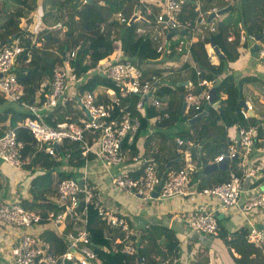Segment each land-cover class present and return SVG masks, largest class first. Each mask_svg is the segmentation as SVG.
Segmentation results:
<instances>
[{
	"label": "built area",
	"instance_id": "obj_1",
	"mask_svg": "<svg viewBox=\"0 0 264 264\" xmlns=\"http://www.w3.org/2000/svg\"><path fill=\"white\" fill-rule=\"evenodd\" d=\"M190 0H137L138 4L143 5L149 12L154 6L156 12L151 21L145 18L143 12L138 10L137 17L146 20L151 28L145 29L136 26L135 32L145 33L150 31L149 38L160 41L157 51H166L163 48L167 41L168 32L184 30L193 35L196 32H209L214 30V22L207 20L209 12H216L217 9L202 10L194 6L196 11L193 18L182 17L184 5ZM120 21L128 23V17H124L120 12L115 14ZM33 18H38L37 14H32ZM237 43L239 52L249 54V46L255 42V36L246 32L240 24L237 25ZM232 36H227V41L232 40ZM24 48L18 37L0 45V93L8 101L21 102L27 109L28 114L20 125L24 126L38 145L48 154H55V143L60 144L63 140L80 141L82 145L81 154L90 152L100 162L104 169L108 170L110 183L118 189H125L137 194L141 199L152 198L151 191L158 184L160 176L155 171V165L150 160L144 167L134 174L124 159V147L122 144L133 143L134 136L142 118L141 110L144 108V101L147 105L159 109L162 103L154 95V75L144 77L142 71L130 60H121L116 57L112 61L103 60L95 70L106 79L111 80L119 86L118 96L135 94L137 99L134 104L135 110L139 113L134 114L127 105L120 104L118 97L112 96L107 101L102 97L96 98L95 94L83 92L77 95L78 106L81 115L77 120L63 121L51 126L45 122L40 114L39 104L25 99L24 92L16 84L14 68L20 61L28 60L29 51H25V57L21 53ZM166 51V52H168ZM256 58L264 65V44L257 43L255 51ZM74 55L73 50H65L61 60L54 64L47 85V91L42 92L43 100L41 105L55 106L61 99L63 91L68 85L69 80L74 78L71 59ZM239 55V54H238ZM173 63L170 62V66ZM204 83V79L201 81ZM201 91V92H200ZM191 99L189 108L199 110L201 100L209 97L208 89L200 90ZM113 90H112V93ZM190 97V96H188ZM24 99V101H22ZM116 106L118 114H112V108ZM245 108H250L245 104ZM246 109H240L243 117H247ZM162 116L168 117V112H162ZM0 127V159L12 167L21 166L20 148L21 142L17 140L15 129L9 121L3 122ZM89 132H96L97 137L89 144L86 143L85 136ZM237 138L232 136L225 151L227 158L239 155V172H231L229 178L220 184L211 187L197 189L191 187V173L194 170L191 164H184L176 169L167 171L164 178L158 184L156 195L161 198L182 196V195H206L217 198L222 207L237 206L243 213L250 211H260L264 214V156L253 158L251 150L256 138V130L253 126H240L236 128ZM177 144H181L179 137L175 138ZM264 150V147L261 148ZM264 153V151L262 152ZM224 154L214 157L213 161L222 160ZM147 161V160H146ZM73 171L68 177L58 179L54 185L55 206L49 209L43 216L39 213L22 207L19 202L5 201L0 203V224L9 226L24 227L17 242L9 249L11 256L10 264H93L96 256L89 238L87 229V206L89 203L96 207L97 214L103 218L110 226H117L119 234L115 237L117 247L126 254L136 253V239L129 237L126 219L123 214L114 213L106 209H101L94 204L96 191L94 186L88 181L85 163L79 171ZM111 170V171H110ZM137 170V169H136ZM79 177V181L75 177ZM259 180L257 184L255 181ZM241 194L243 198L240 199ZM77 220L76 232H61L65 236L66 245L63 249L54 251L51 241L47 238H40L35 232L29 229L40 222L52 224L56 229L66 221ZM189 232L197 237L205 234L216 235L218 224L210 208L198 206L187 219ZM247 240L258 247L264 253V223L259 225L249 222L247 225ZM193 242V241H191ZM155 264H175L173 257L166 258Z\"/></svg>",
	"mask_w": 264,
	"mask_h": 264
},
{
	"label": "trees",
	"instance_id": "obj_2",
	"mask_svg": "<svg viewBox=\"0 0 264 264\" xmlns=\"http://www.w3.org/2000/svg\"><path fill=\"white\" fill-rule=\"evenodd\" d=\"M35 1L31 0L27 8H34L36 5ZM126 2H129L127 6ZM136 4V0H104L102 3L100 0H42L40 4L42 20L49 18L51 22L50 25H47V28H42L40 32L35 34L37 36L33 38L31 34H26L19 30L18 19L13 17L15 13L13 16L6 17L0 24V39H6L15 33L24 48L21 53L22 57H25L26 50L30 54L28 60L20 61L14 68L16 84L24 92V97L31 101L39 82L41 80L49 81L51 69L54 64L61 60L64 51L73 50L74 55L71 63L74 67V79L79 81L77 84L79 89H83V92L95 94V97L99 98L103 96L101 92L96 91V86H102L104 90L112 89L119 102L127 101L134 104L137 99L135 94L128 93L120 97L118 96V85L106 79L99 72L89 73L98 65V61L101 58L116 49L113 41L116 39L121 40L122 48H119L121 52V55H119L120 59L130 60L136 66L143 63H152V61L156 62L160 56L161 58H175L179 53H175L174 48H186L184 42L179 41L177 45L173 46L169 44L172 39H168L164 43L163 48H169L170 53L165 51L163 55H160L156 51L159 45L156 40H142L140 37L135 36V21L125 23L114 16L116 12H120L122 16L128 17ZM197 4L198 0L186 2L183 8L184 13L181 16L193 18L196 14L193 8ZM227 4L230 5V9L222 13L221 16L213 18V31L201 33L202 30L193 34L197 35V37L190 44V48H192L193 60L200 69L199 77L202 79L212 80L220 69L222 70L221 72L225 70L228 61L236 58L238 24L246 32L252 33L254 36H260V42L264 44V0H199L198 7L202 10H212L222 8ZM155 12L156 9L151 7L150 12L145 13V18L151 21ZM140 22L145 23V21ZM61 25L65 26L64 30L61 29ZM60 31H63L61 38L59 37ZM175 34L183 35L186 38V33H181V31ZM175 34L173 32V35ZM228 35L233 36L230 42L226 40ZM210 39L217 48L221 49L222 58H219L217 66L210 64L205 55L204 44L209 43ZM37 41L39 42L38 46H36ZM136 55L142 57L137 59V61H133V57ZM187 64V62H184L182 67L187 66ZM141 71L144 77L150 76L153 71L156 73L155 70L147 68H141ZM190 77L194 83L196 78H198L195 77L194 72L191 73ZM243 80L238 79L237 82H234L230 73L224 75L214 85L218 106L214 109L211 105H202L200 110L205 109L206 114L197 117L191 124H188L187 119L200 110L189 108L185 113L179 114L183 100L182 85H176L173 90H169L165 86L158 87L157 93L162 96L159 101L165 105L164 110L169 113V118L159 121L156 125L174 128V130L171 134L162 132L163 137H168L167 142H169V145L166 149L168 155L155 156L153 154V160L151 161H155L157 174L161 175L164 170V164L168 159H174L179 155L176 150L177 146L179 150L183 151L189 147L187 144L190 143L189 145L193 144L199 147L197 149L193 148L190 152L191 159L197 167V171L192 173L193 178L198 177L199 179L196 187L202 188L218 184L227 179L229 164H226L227 168L225 167V169H217L209 173H203L202 167L212 160L213 157L225 153L226 147L230 143L229 138L225 135L227 126L232 124L237 125V127L256 126L257 141L264 139V118L259 119L250 115L246 119L242 117L238 103V99L242 96L238 86L241 85ZM41 91L45 92L43 89ZM221 93H224L225 96H222ZM40 99L43 100V95ZM4 101L7 102L8 100L0 93V104L4 103ZM144 108L146 115H154L153 106L146 104ZM130 110L138 115L134 108H130ZM162 112L159 111L157 114L162 116ZM60 113L59 106H57L55 110L44 116L45 122L55 126L56 123L75 119L72 117L66 118L63 113L59 116ZM111 113L118 114L116 106H113ZM7 115H9V124L15 129L17 140L21 142V168H28L31 173L35 168L42 170L41 173L33 175L29 180L28 192L30 200L21 199L19 204L29 210H36L35 212L43 216L47 210L56 208L51 201L40 200L43 193L53 191L55 182L58 179L68 177L73 172L57 171L55 173L56 178L53 179L52 169L61 164L69 168H78L83 165L85 160L91 159L92 154L86 153L82 155L81 142L66 139L59 144L55 154H48L43 149L38 148L37 143L28 130L18 123L27 116L26 112L17 111L11 106L3 107V111L0 113V122L4 121ZM180 122L183 123V126L179 128L177 125ZM145 125L141 118L134 141L137 138L138 131L144 128ZM96 137V132L87 133L85 136L86 143H91ZM176 137L181 138L182 142L180 145L176 143ZM134 141L131 146L129 145L131 154L133 150L134 152L136 150ZM162 142V144L166 143L164 139H162ZM122 146L128 148L126 144H122ZM234 162L232 160V163ZM179 164L180 159L174 162L172 167H178ZM137 170H141V168ZM87 221L90 240L99 244V241H103L99 239V236L102 234L104 221L99 218L96 207L91 203L87 206ZM49 233L50 235L46 236L47 239L55 240V237L51 234L52 232ZM246 234L247 227L244 225L237 228L233 233L234 242H232V246L238 255V257L234 258L235 264H264L259 248L246 241ZM161 237H163V241L159 242ZM140 239L143 244L136 251V256L141 259V264H155L166 257L175 256L177 253V239L172 230L166 226L150 224L143 231ZM103 243H106V241H103ZM96 255L99 264H128L131 259L134 260L133 254H125L119 251L113 252L99 247H97Z\"/></svg>",
	"mask_w": 264,
	"mask_h": 264
},
{
	"label": "crops",
	"instance_id": "obj_3",
	"mask_svg": "<svg viewBox=\"0 0 264 264\" xmlns=\"http://www.w3.org/2000/svg\"><path fill=\"white\" fill-rule=\"evenodd\" d=\"M41 1L42 0H36V5L32 9H28L27 5L31 2V0H0V24L5 20L8 16H13L14 18L18 19V28L21 32H24L26 34H31L32 38L35 36L36 33L40 32L42 28H47V25H50L51 19L45 18V20H42V9H41ZM232 2V1H231ZM129 4V2H126V6ZM125 6V7H126ZM135 8H132L131 14L135 12L137 15L138 10L143 12L145 9L146 12H149L143 5L136 4L134 5ZM154 7V6H152ZM155 8V7H154ZM40 13L39 17L33 18V13ZM145 16V15H144ZM221 16V15H218ZM217 17V16H216ZM136 20V18H135ZM139 20V19H137ZM139 26L144 27L145 29H150V24L146 21L145 23H139ZM137 25V26H138ZM65 26L61 25V29L64 30ZM186 33V32H183ZM136 37H140L142 40L144 39H151L149 38L150 31L141 33V32H135L134 33ZM40 35V34H38ZM11 36V35H10ZM10 36L8 38H10ZM37 36V35H36ZM35 36V37H36ZM63 36V31L59 32V37L61 38ZM197 35H191L186 33V38H184V45H186V48H174L175 53H179V55L175 58H166L161 56L156 60V62L152 63H143L138 65L137 67L141 70L142 69H149V70H155L156 73L153 71L152 75L155 76L156 81L154 83V95L160 100L161 95L157 93L159 86H165L169 90H173L176 88V85H182L183 87V100L185 103L184 112L185 113L189 109V105L191 102V99H193L196 94L200 93L202 89L208 88L209 86H214L216 83H218L222 77L228 73H230L233 77V81L237 82L238 79H244L239 87L241 98L244 100L245 104H249L250 108L246 109L245 107L241 106L239 103L240 109H246V113L250 116H255L259 119L264 118V70L262 72H258L259 75L258 78L256 77V74L251 69V67L254 68L256 71V68H258V61L256 57H252L251 55H247L245 53L238 52V56L227 62V66L225 70L221 73H218L217 75H214L212 80H204L205 82L202 83V78L199 77V67L197 66L196 62L193 60V52L192 48H190V44L196 39ZM172 39V37L169 38V40ZM1 40V39H0ZM5 40V39H3ZM155 40V39H154ZM40 41V40H39ZM121 40H114L115 48L112 51L111 54H109V58L111 59L113 57H119L121 55V52L119 48L121 47ZM157 41V40H156ZM160 44V41H157ZM117 44V45H116ZM39 45V42H36V46ZM164 45V44H163ZM209 43L204 44L205 48V55L208 59V62L210 64L217 65L219 58L216 56L212 51ZM122 48V47H121ZM219 51L221 50L218 48ZM168 51V49L166 50ZM163 52H165L163 50ZM163 52H158V54L162 55ZM170 53V49L168 51ZM221 52V51H220ZM161 59H164L165 61H161ZM168 59V60H166ZM258 60V61H257ZM168 62H172L173 64L169 66L167 64ZM184 62H187V66L182 67V64ZM261 62V61H260ZM262 63V62H261ZM164 64V65H163ZM263 67V63L261 64ZM168 67V68H167ZM194 72L196 81L195 83L191 79L190 75ZM185 81L184 84H181V82ZM47 80H41L34 90L33 96H32V102H35L42 106L40 108V114L41 117L47 115L49 112L55 110L57 106H59L60 114L59 116L64 114L66 118H75L74 120H77L80 115L81 111L78 106L77 101L75 100L77 98V93H75V89L78 82L77 81H71L63 91L61 99L57 102L55 106H45L41 105L40 98L42 96V89L47 91ZM96 91L102 93V98L106 101L112 97L115 96V94L112 93V89H106L104 90L102 86H96ZM200 91V92H198ZM222 96H225L224 93H221ZM190 96V97H188ZM26 99V98H25ZM238 99V100H239ZM29 101V99H27ZM182 100V101H183ZM24 101V99H22ZM144 101V105L146 106V102ZM9 102V101H7ZM4 101V103L0 104V113L3 111V107L11 106L13 109L19 111H24L28 114L27 109L21 104V102L11 101L7 103ZM136 102V101H135ZM134 102V104H135ZM127 105V108H134V104L129 103L127 101L120 102L121 105ZM162 103V102H161ZM133 105V107H132ZM203 105H211V103H203ZM218 105V103H217ZM214 108V106H212ZM165 105L162 104L161 108L159 109H153L154 115L149 116L145 113V108L141 110L142 113V120L145 122V127L141 128L138 131V135L136 140L134 141L136 150L132 152L129 145H127L128 148H124V159L125 163L133 169L134 173H137L139 168H143L146 162H150V160H153V154L155 156L160 155H168L167 148L169 145V142H167L168 137H163L162 132L164 134H171L174 130V128H166L164 126H157L159 121L163 119L169 118L166 116H161V114H157L159 111H165L164 110ZM215 109V108H214ZM135 110V108H134ZM137 111V110H136ZM139 114V113H138ZM243 117V116H242ZM9 115H7V118L4 121L0 122V127L3 125V122L8 121ZM246 119V117H243ZM159 119V120H158ZM158 120V121H157ZM20 122V121H19ZM18 122V123H19ZM256 128V126H253ZM236 128L237 125H229L225 128V135L227 138H229L230 142H232V136L234 138L237 137L236 135ZM162 139L166 141L165 144H162ZM259 143V144H257ZM187 149H184L183 151L178 150V146L176 147L177 152H179L180 164L178 167L184 165V164H191L193 166L192 173L197 171V167L194 165L193 160L191 159L190 152L193 148H199L198 146H194L193 144L189 145ZM179 145V144H178ZM264 147V139L262 141L258 140L255 141L253 148L251 150V154L253 158L264 156V153H262L264 150L261 148ZM90 153V152H88ZM92 154V158L85 160V167L87 170V177L88 181L94 186L95 198H94V204L96 206H99L101 209H106L114 213L123 214L124 218L126 219V225L130 226L132 229V233H134L135 229V238H136V251L139 249L140 246H142V240L140 239L143 231L150 225V224H159L162 226L168 227L172 232L174 233V236L177 239V245L176 250L177 253L175 256H173L175 264H235V259L238 257L237 253L234 251V247L232 246V242H234V231L241 227L248 225L249 222H253L257 225L264 223V214L260 211H250L249 213H243L239 209V204L237 206H231V207H222L219 201L211 196H203V195H182V196H173V197H167V198H161L158 197L156 194L155 196L150 199H147L148 201H151L150 204L152 208H148L146 204L143 205L142 202H140V197L135 194L131 193L125 189H118L116 186L112 185L110 183V178L108 177V170L104 169V167L100 164V162L95 158L94 154ZM147 160V161H146ZM232 160L235 161L232 163ZM179 161V160H178ZM241 157L239 155H236L235 157L228 159L226 161V164L228 165V170L231 168H235V170L239 171L238 163H240ZM155 165V161H153ZM83 165L77 168L76 171H79L80 168H82ZM227 168V166L225 165ZM34 168V167H33ZM177 167H172V165L169 167V170L176 169ZM75 170V168H69L63 164L56 166L54 169H52L51 173L52 176H54L53 179L56 178V172L57 171H66L69 172L71 170ZM111 171V170H110ZM0 172L5 176L6 180H8L9 185V192L7 193V197H11L8 201H16L19 202L21 199H27L30 200V194L28 192V186H29V180L30 178L37 174L41 173L42 170L35 168L33 172L31 173L28 168H15L7 164L6 162H3L0 159ZM191 173V187H196L198 182V177L193 178ZM6 196V195H5ZM41 201L49 200L53 204H55L56 198L54 189L51 192H45L43 193V196L40 199ZM39 201V200H38ZM205 206L206 208H210L213 210V213L215 215L217 224H218V231L216 235H203L201 237H197L198 240H202L204 245L198 244L197 242H191V240L187 239V222L186 218L189 217V215L193 212L194 208H197L198 206ZM57 208V207H56ZM36 211V210H32ZM98 215V214H97ZM99 216V215H98ZM87 218V217H86ZM101 220V218L99 216ZM102 228V234L99 236V239H102L103 241H99L100 245L96 242H91V246L95 253L97 252V247L100 248V246L103 247V249H108L110 251L116 252H122L118 246V244L115 242V237L119 234V228L117 226H110L105 220ZM78 221L73 220L70 221V224L66 221L62 226H58V228L54 229L52 224L46 223V222H40L36 225H33L29 229L31 232H35L38 234L40 238H47L46 236L50 235L49 232H52L51 234L55 237V240L49 239L51 241V245L54 249V251L60 250L62 247L64 248L66 245V237L61 235V232H76V226ZM141 225L142 228H140ZM88 225V221H87ZM141 229V230H138ZM221 230V232H220ZM23 231H26L24 227H18V226H9V225H3L0 224V264H10L11 263V256L9 255L8 251L9 249L17 242V240L20 238ZM247 236V234H246ZM163 241V237H161ZM159 242H162L160 241ZM246 241L247 237H245ZM251 243V242H250ZM197 246V247H196ZM106 247V248H105ZM62 248V249H63ZM233 252H232V251ZM260 250V249H259ZM230 251L232 253H230ZM261 255L264 259V253L260 250ZM124 253V252H122ZM126 254V253H125ZM131 255V254H130ZM134 257V260H130L128 264H137V258L136 253L132 255ZM170 257V256H169ZM168 258V257H167ZM140 259V258H139ZM3 260V262H2ZM5 262V263H4ZM93 264H99L97 255L95 256L93 260ZM139 264H141V259L139 260Z\"/></svg>",
	"mask_w": 264,
	"mask_h": 264
},
{
	"label": "water",
	"instance_id": "obj_4",
	"mask_svg": "<svg viewBox=\"0 0 264 264\" xmlns=\"http://www.w3.org/2000/svg\"><path fill=\"white\" fill-rule=\"evenodd\" d=\"M228 9H230V5L227 4L226 6L222 7V8H219L218 10H216V12H209L207 14V20L211 19L212 17L214 16H217V15H220L222 13H224L225 11H227ZM136 18V15L135 14H132V16L128 19V23H131L134 19ZM176 32V31H175ZM16 34H12L10 36V38H6L5 40L1 39L0 40V45L3 43V42H6V41H9L10 39L14 38ZM170 35V34H169ZM169 35L167 36V38L169 37ZM260 36H256L255 37V41H259ZM209 45L211 46L213 52L218 56V58H222V54L220 53V51L218 50V48L214 45V43L212 42V40L210 39L209 40ZM257 48V44L255 42H253L250 46H249V53L252 57H255L256 54H255V50ZM185 81L181 82V84H184ZM208 93H209V98H208V101L212 104V106H216L217 103H218V100L216 99V93H215V88L213 86H211L208 90ZM77 100V99H76ZM144 100V98H143ZM185 101L183 100L182 101V104H181V108H180V111H179V114H183L184 112V108H185ZM238 103L241 104V106L245 107V102L244 100L242 99H239L238 100ZM206 114V110L203 109L199 112H197L196 114H194L193 116H191L189 119H187V122L188 124H191L197 117H200L202 115ZM55 145V148L58 150L59 148V145L58 144H54ZM228 159L226 157H224L222 160H219V161H216V162H210V163H207L205 164L203 167H202V171L203 173H209L211 171H214V170H217V169H225V165H226V161ZM178 161V157L174 158V159H168L166 161V163L164 164V170L162 171L161 175H160V178L162 179L164 176H165V173L167 172L168 168L174 163ZM77 181L80 182L79 180V177H75ZM8 180H6L5 176L0 172V203L1 202H5V201H8V200H12L10 199L11 197H7V193H10L9 192V185H8ZM161 180H159L158 184L160 183ZM158 184L154 187V189L151 191V195L154 197L157 190H158ZM6 195V196H5ZM160 241H162V239H160ZM1 255V254H0ZM137 260V264H139V257L136 259Z\"/></svg>",
	"mask_w": 264,
	"mask_h": 264
},
{
	"label": "rangeland",
	"instance_id": "obj_5",
	"mask_svg": "<svg viewBox=\"0 0 264 264\" xmlns=\"http://www.w3.org/2000/svg\"><path fill=\"white\" fill-rule=\"evenodd\" d=\"M100 2L102 3V2H104V0H100ZM114 16H115V14H114ZM140 22L136 19L135 20V26H137L138 24H139ZM139 26V25H138ZM181 31H183V32H186V31H184V30H181ZM179 41H181V42H183L184 41V36L183 35H178V34H175L174 35V37L172 38V40L169 42V44H171V45H177L178 43H179ZM210 48V47H209ZM116 49H118V48H116ZM236 50H237V54H238V51H239V43H237V45H236ZM160 52L162 53L163 52V50H160ZM112 53V52H111ZM110 53V54H111ZM109 55H107V56H105V57H103V58H101L98 62H101L104 58H109L108 57ZM140 57H142V56H134L133 58V61H137V59H139ZM162 61H165L164 59H161ZM258 61V60H257ZM259 63L257 64L258 65V68H256V71L254 70V68L253 67H251V69L254 71V73L256 74V77L258 78V76L257 75H259L258 74V72H262V70H264V67L261 65L262 63L260 62V61H258ZM164 65V64H163ZM218 65V64H217ZM217 65H215V66H217ZM222 70L220 69L219 70V72H221ZM218 72V73H219ZM264 76V75H263ZM75 93H77V94H81V93H83V89H79L78 87H76V89H75ZM183 126V123L182 122H180L178 125H177V127H182ZM177 129V128H176ZM222 154H224L223 155V158L224 157H226V155H225V153H222ZM216 157V156H215ZM214 160V157H213V159L212 160H210V161H208V163H210V162H216V161H213ZM207 164V163H206ZM239 172V171H237V170H235V168L233 167V168H231L230 170H228V177H227V179L229 178V174L231 173V172ZM225 181V180H224ZM259 180H256L255 181V184H257V182H258ZM223 182V181H222ZM221 183V182H220ZM220 183H218V184H220ZM214 185H217V184H214ZM214 185H211V186H214ZM211 186H205V187H211ZM197 188V187H196ZM197 189H199V188H197ZM203 196H206V195H203ZM151 197H152V195H151ZM211 197H213V196H211ZM215 198V197H214ZM243 198V194H241V197H240V199H242ZM141 199V198H140ZM217 199V198H216ZM140 202H142L143 203V205L144 204H146L147 206H148V208H152V206H151V204H150V202L151 201H148V200H140ZM202 206V205H201ZM204 206V205H203ZM236 206V205H235ZM205 207V206H204ZM206 208V207H205ZM194 209H196V208H194ZM194 211V210H193ZM192 214V213H191ZM190 214V215H191ZM189 215V216H190ZM187 219H188V217L186 218V222H187ZM140 228H142V226L143 225H141L140 224ZM187 239L188 240H191V241H193V242H197L198 244H200V246L204 243L202 240H198L197 239V235L196 234H194V233H190L189 232V226H188V224H187ZM138 230H141V229H138ZM127 231H128V234H129V237L130 238H132V239H136L135 238V229H134V233H132V229H131V227L130 226H127ZM205 235H207V234H205ZM204 245V244H203ZM100 248H103L102 246H100ZM106 248V247H105ZM258 248V247H257ZM100 250H102V249H100ZM232 251V250H231ZM230 251V253H232ZM167 258V257H166ZM2 262H3V260H2ZM159 262V261H158ZM5 263V262H4Z\"/></svg>",
	"mask_w": 264,
	"mask_h": 264
},
{
	"label": "clouds",
	"instance_id": "obj_6",
	"mask_svg": "<svg viewBox=\"0 0 264 264\" xmlns=\"http://www.w3.org/2000/svg\"><path fill=\"white\" fill-rule=\"evenodd\" d=\"M137 1V0H136ZM134 8H135V6H134ZM218 10V9H217ZM33 14H37L38 15V17H39V15H40V13H33ZM132 14H135V12L134 13H132ZM132 14L129 16V18L132 16ZM136 15V14H135ZM221 15V14H220ZM116 16V15H115ZM117 17V16H116ZM216 16H214V17H212L211 19H209V21H211V20H213V18H215ZM217 17H218V15H217ZM128 18V19H129ZM136 19H139L138 21L140 22V21H145L146 22V20H144L143 18H138L137 16H136ZM120 21V20H119ZM133 21H135V19L133 20ZM136 27V26H135ZM174 32V34L176 33V32H178V31H173ZM173 32H168L167 33V35H166V38H167V36L169 35V37L167 38V40L170 38V37H174V35H173ZM183 31H181V33H182ZM15 34V33H14ZM232 36V35H231ZM15 37H16V35H15ZM233 37V36H232ZM256 37V36H255ZM233 39V38H232ZM226 40H227V37H226ZM228 42H230V41H228ZM255 43L257 44V43H261L260 42V40L259 41H255ZM211 47V46H210ZM211 49V51L213 52V50H212V48H210ZM219 50V49H218ZM67 51H69V50H67ZM157 51V50H156ZM256 51V50H255ZM65 52V51H64ZM158 52V51H157ZM239 52V51H238ZM214 53V52H213ZM215 54V53H214ZM250 54V53H249ZM163 55V54H162ZM216 55V54H215ZM217 56V55H216ZM237 56H238V54H237ZM236 56V57H237ZM256 57V56H255ZM115 57H113V58H111V59H107V58H104L103 60H110V61H112L113 59H114ZM118 58H120V56L118 57ZM235 59V58H234ZM102 60V61H103ZM58 63V62H57ZM100 62H98V64H99ZM167 64H169V66H170V62H168ZM71 65H72V63H71ZM73 66V65H72ZM168 68V67H167ZM52 70V69H51ZM95 72H97L96 70H95V68L94 69H92L91 70V72H89V73H95ZM100 74V73H99ZM51 75V74H50ZM73 76H74V67H73ZM103 76V75H102ZM204 80H206V79H204ZM71 81H77L78 83H79V81L78 80H76V79H72V80H69V82H68V84L71 82ZM208 81V80H207ZM213 86V85H212ZM77 87V86H76ZM211 86H209L207 89L209 90V88H210ZM214 87V86H213ZM209 94V93H208ZM209 98V97H208ZM77 99V98H76ZM75 99V100H76ZM77 101V103H78V100H76ZM203 103H210L209 101H208V99L207 100H201V102H200V104H199V110H200V107H202V105H203ZM218 105H216L214 108H216ZM203 110V109H202ZM201 111V110H200ZM237 138V137H236ZM180 145V144H179ZM179 150V149H178ZM181 151V150H180ZM226 158H227V156H226ZM233 158V157H232ZM223 159V158H222ZM227 159H229V158H227ZM231 159V158H230ZM178 160H179V158H178ZM85 163V162H84ZM83 163V164H84ZM178 168V167H177ZM168 170H169V168H168ZM167 170V171H168ZM166 174V173H165ZM159 175V174H158ZM160 176V175H159ZM164 178V177H163ZM162 178V179H163ZM160 180H161V178H160ZM197 247V246H196ZM170 257H173V256H170ZM169 258V257H168ZM166 259V258H165Z\"/></svg>",
	"mask_w": 264,
	"mask_h": 264
}]
</instances>
